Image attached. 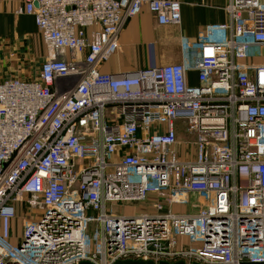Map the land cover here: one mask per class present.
<instances>
[{
  "label": "built area",
  "instance_id": "1",
  "mask_svg": "<svg viewBox=\"0 0 264 264\" xmlns=\"http://www.w3.org/2000/svg\"><path fill=\"white\" fill-rule=\"evenodd\" d=\"M144 7L180 24L176 0L16 9L46 55L0 81V264H264V0H229L180 63L101 73ZM23 202L35 218L14 240Z\"/></svg>",
  "mask_w": 264,
  "mask_h": 264
},
{
  "label": "crops",
  "instance_id": "2",
  "mask_svg": "<svg viewBox=\"0 0 264 264\" xmlns=\"http://www.w3.org/2000/svg\"><path fill=\"white\" fill-rule=\"evenodd\" d=\"M176 1L180 2L179 25H159L149 11L142 8L137 16L126 22L118 37V52L100 66V72L119 74L145 67L180 63L181 39H194L203 34L208 26L229 22L225 11L229 0ZM22 3L23 0H0V81L7 77L31 78L37 71L32 73L28 66L36 59L37 38H41L38 37L32 16L15 14ZM30 32L35 33V38L28 36ZM192 74L189 83L196 85L195 74ZM140 210L138 208L136 212Z\"/></svg>",
  "mask_w": 264,
  "mask_h": 264
},
{
  "label": "rangeland",
  "instance_id": "3",
  "mask_svg": "<svg viewBox=\"0 0 264 264\" xmlns=\"http://www.w3.org/2000/svg\"><path fill=\"white\" fill-rule=\"evenodd\" d=\"M28 36H31V38H33V36H34V38H35V33L30 32V35H28ZM36 37H37V35H36ZM38 37H39V35H38ZM37 41H38V49H37L36 59L32 60V62L28 66L30 68L29 70L32 73L37 70V67L40 63V60L45 55V51H44V47L42 45L41 39L37 38ZM178 138L181 141V144L183 145V147L185 146L187 148L189 147V140L193 139V137H191V136L189 137V135H187V133L184 130L178 132ZM107 207L112 208L116 213H120V214L128 212L129 208L132 207L133 208L132 212H134L136 214L137 213L136 209L140 208V205H138V204H120L119 206L118 205L116 206V204H112V205L107 204ZM34 213H35V210L28 208V205L26 203L23 202L22 204H20V206L18 208L17 215L14 219V231H15V232H13L14 240H15V237L18 238L21 235L22 227H23L24 223L35 218ZM13 237H12V239H13ZM134 262L140 263V261H134ZM82 264H85V263H82Z\"/></svg>",
  "mask_w": 264,
  "mask_h": 264
},
{
  "label": "water",
  "instance_id": "4",
  "mask_svg": "<svg viewBox=\"0 0 264 264\" xmlns=\"http://www.w3.org/2000/svg\"><path fill=\"white\" fill-rule=\"evenodd\" d=\"M130 72H134V71H129V72H125V73H130ZM119 74H121V73H119ZM115 264H151V263L148 262V261H140V263L127 261V262H118V263H115ZM162 264H167V263H162ZM174 264H184V263L183 262H177V263H174Z\"/></svg>",
  "mask_w": 264,
  "mask_h": 264
}]
</instances>
